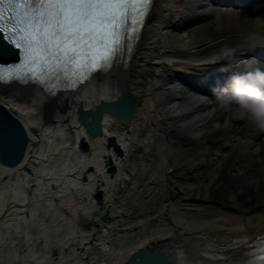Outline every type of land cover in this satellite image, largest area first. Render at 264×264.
<instances>
[{"label": "bare ground", "instance_id": "obj_1", "mask_svg": "<svg viewBox=\"0 0 264 264\" xmlns=\"http://www.w3.org/2000/svg\"><path fill=\"white\" fill-rule=\"evenodd\" d=\"M256 3L255 12L241 11L223 22L217 20L214 28L219 33L202 28L195 39L182 35L185 19L198 13L206 17L213 10H204L201 0H155L137 50L124 64L126 84L137 102L133 121L125 124L106 115L103 137L87 135L77 120L76 107L79 101L94 106L102 98L118 96L120 87L115 75L109 72L103 79L88 80L74 91L58 93L55 96L58 106L68 104L67 108L54 111L53 120L46 123L42 119L46 97L42 89L34 87L26 96L21 95L15 85L0 89V103L24 122L29 139L36 140L34 160L31 159L29 164L56 170L50 181L44 180L49 173L40 176L39 187L32 197L26 195L27 181L20 174L15 181L7 182L15 190L12 196L8 193L10 185L0 187V213L2 210L7 212L0 216V264H81L89 255L94 256L95 249L102 257L97 258L95 254L96 264H121L130 251L144 244L158 246L179 264H232L235 260L245 264L250 255L249 243L264 231V204L244 210L229 204H214L209 199L211 189L207 184L218 180L221 168L231 154L239 157L241 150L249 149L251 152L238 161L237 173H226L228 181L236 182L229 198L247 197L242 200L249 201L252 197L249 192L258 184L264 194V165L257 167L261 159L259 162L255 159L261 148L264 149V131L245 120L234 119L232 113L221 108L219 103L187 98L185 88L169 86L168 71L179 67L204 72L201 64L210 63L216 68L226 54L262 43L264 0ZM225 33L229 36L218 37ZM195 47L198 49L194 60L202 61L201 64L195 65L185 59ZM189 119L193 121L189 131L204 144L184 157L175 158L177 150L173 148L169 127L164 122L181 129L186 128ZM70 126L75 129L73 137L67 131ZM32 128L39 130V136L33 134ZM139 128H145L142 139L138 138ZM82 135L90 143L91 149L87 153L78 148ZM108 135L117 138L124 154L142 142L147 146L153 143L164 157L167 156L163 166L154 168L147 178L148 190L156 180L163 181V187L159 185L154 198L159 195V190L169 193L165 182L169 184L178 173L190 174L187 177L190 181L185 182L183 189L186 192L180 200L169 194L158 210H146L138 217L129 215L119 224L112 222L109 228L99 232L98 239H94V225L84 229L80 224L82 218L96 220L103 209L96 204L94 194L102 191L103 196L112 195L117 188L115 180L130 177L124 170L122 158L116 157L113 160L118 172L113 181L108 180L104 171ZM57 155L60 156L52 158ZM151 156L157 157L151 151L146 160ZM51 165L55 167L51 168ZM89 165H93L94 170L87 173L85 169ZM165 165L173 168L168 178H165ZM17 171L18 167L0 165V175ZM85 172L87 177L83 180ZM20 183L25 187L24 193L19 189ZM195 190L198 191L197 198L189 195ZM201 192H206L203 198ZM117 213H122L120 206L114 210L115 216Z\"/></svg>", "mask_w": 264, "mask_h": 264}, {"label": "snow or ice", "instance_id": "obj_2", "mask_svg": "<svg viewBox=\"0 0 264 264\" xmlns=\"http://www.w3.org/2000/svg\"><path fill=\"white\" fill-rule=\"evenodd\" d=\"M152 4L153 0H0V40L19 57V63H0V81L31 80L51 93L52 81L75 88L77 83L103 79L126 49L131 52ZM260 251L257 260L264 264V242Z\"/></svg>", "mask_w": 264, "mask_h": 264}, {"label": "rangeland", "instance_id": "obj_3", "mask_svg": "<svg viewBox=\"0 0 264 264\" xmlns=\"http://www.w3.org/2000/svg\"><path fill=\"white\" fill-rule=\"evenodd\" d=\"M254 8L251 10L246 9L244 7L238 8V9H235L233 7L216 8L217 10H221V12H223V13L218 14L216 16V18H214V20H208L207 19V20L197 21V25L195 26V29L193 31H191L190 33L195 38H197L198 34L201 33V31L203 30L202 28H204V29L206 28L207 30H212L214 33H219V31H217L216 28H214L217 26V24H216L217 20L223 22V21L227 20L228 18H233L234 17L233 14H235V13H232V12L234 10H237V12L243 11L245 13H253L257 10ZM227 34H229V33L221 34L218 37L225 36ZM192 122L193 121L191 119H189L188 122H186L187 123L186 128L181 127V129H179L178 127L176 128L175 126H173V124H166L171 129V135L176 140L174 145L179 151L177 157H184V156L190 154L191 152H193L195 149H197L198 145L204 144V141L201 139L200 140H187L188 134H191V131H189V129L193 126ZM185 143H187V145H184ZM176 144H177V146H176ZM137 147L140 148L139 152H136ZM131 149L132 150L125 155L124 161L132 160V159L137 160L136 161V163H137L136 170L131 172L133 180L135 179L137 186L135 185L133 188L131 186H127L125 188V191L123 194L124 195L123 201H124V203L126 202V210L124 213L127 215L138 217V216L142 215L144 212H146V210H150V209L155 210V211L158 210L159 205L162 204L163 200L166 199V194L161 190H159V195H157L156 198H154L156 191H158L159 185H161V186L163 185L162 181H159V183L157 184L156 187H152V192H151L152 194L150 193V190H148L149 185L146 184L147 178L149 175H151L154 168L160 167L161 165L163 166V163H164L163 159L166 160V158L164 157L163 152L152 147L151 145L146 146L142 143H139V144L137 143ZM149 150H151L157 157L155 158L154 156H151V157H148L146 160V157L148 156V152H151ZM233 154H235V153H233ZM233 154H231L226 159L225 163L223 164L218 180L214 183H213V181L212 182L209 181L207 184L209 186V188L211 189V192L208 193V194H210L209 197L212 200H215L216 202L219 201V202H224L226 204H232V201H230V199L227 198V195L231 192L230 190H231L232 186L234 187L236 182H233V180L228 181L226 178L228 176H226L227 174H225V173L226 172L227 173H229V172L236 173L235 169L231 170L235 166L234 164H231ZM158 158H160V160ZM130 164H131V161L126 162L125 168L127 170H128V165H130ZM163 169L165 170V172L168 170L166 165L163 167ZM163 169H162V173H163ZM228 170H229V172H228ZM209 172H210V170L205 175L206 178L208 177ZM188 176H190V175L186 174L184 171L183 173L179 174L178 182H176V180L171 181L172 184L170 186V189H171L170 193L176 199H180L184 195V194L183 195L179 194L178 191L179 190L183 191L182 186H185V182L190 181V180L187 181ZM182 177H184V178H182ZM218 182H220V184H218ZM165 189H167V188L165 187ZM261 190H262V186H258L256 188V190H254V188H252L251 192H249V194L252 196L251 198H249V201H243L242 200V199H247V197L242 198V197L237 196L236 202H234V203L236 204V206L238 208H241V209H244L247 207L252 208V207L258 206L260 204L262 205V204H264V203H262V202H264V194L261 193ZM147 192H148V194H147ZM205 193L206 192H201L200 193L201 197H203L205 195ZM197 194H198V191L195 190V191H192V193H190L189 195H192L193 198H197L198 197ZM149 195H150V197H149ZM109 197L110 196H108V198Z\"/></svg>", "mask_w": 264, "mask_h": 264}, {"label": "water", "instance_id": "obj_4", "mask_svg": "<svg viewBox=\"0 0 264 264\" xmlns=\"http://www.w3.org/2000/svg\"><path fill=\"white\" fill-rule=\"evenodd\" d=\"M0 50L3 51V55H0L1 59H11L15 57L14 51L0 40ZM125 90V89H123ZM125 95V93H124ZM117 101V100H116ZM116 101L111 102L108 106H112L111 109H117ZM116 103V104H115ZM115 104V105H114ZM80 119L85 123L86 127L92 132L98 130L96 125V119L94 118L93 111H85L82 107L79 109ZM93 116V120H90L89 115ZM122 117V116H121ZM130 115L124 118L129 121ZM95 126V127H94ZM30 141L26 128L22 121L15 116L5 105L0 104V165L7 167L21 166L26 147ZM82 145L86 147V143L83 140ZM109 214V209L100 218H106ZM137 256L139 259H137ZM160 256V255H156ZM147 249L142 248L140 251L132 255L131 259L125 264H160L158 258ZM162 264H175L171 260H164Z\"/></svg>", "mask_w": 264, "mask_h": 264}, {"label": "clouds", "instance_id": "obj_5", "mask_svg": "<svg viewBox=\"0 0 264 264\" xmlns=\"http://www.w3.org/2000/svg\"><path fill=\"white\" fill-rule=\"evenodd\" d=\"M214 93L220 107L230 111L234 119L264 131V72L233 75Z\"/></svg>", "mask_w": 264, "mask_h": 264}]
</instances>
